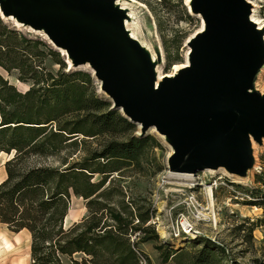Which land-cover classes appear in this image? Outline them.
Returning a JSON list of instances; mask_svg holds the SVG:
<instances>
[{"label": "trees", "instance_id": "trees-1", "mask_svg": "<svg viewBox=\"0 0 264 264\" xmlns=\"http://www.w3.org/2000/svg\"><path fill=\"white\" fill-rule=\"evenodd\" d=\"M46 60L55 72L43 66ZM0 68L16 70L18 80L29 83L20 92L0 75V155L9 156L0 182V224L29 234L30 264H140L138 245L157 239L148 226L155 210L130 207L112 176L127 168L142 173L158 140L135 135L136 125L96 95L90 73L67 70L49 44L1 23ZM253 184L236 186L243 205L262 210L250 233L264 226V163ZM73 197L86 201L87 215L65 227ZM156 249L161 264H221L225 256L204 237L189 248Z\"/></svg>", "mask_w": 264, "mask_h": 264}, {"label": "water", "instance_id": "water-1", "mask_svg": "<svg viewBox=\"0 0 264 264\" xmlns=\"http://www.w3.org/2000/svg\"><path fill=\"white\" fill-rule=\"evenodd\" d=\"M1 1L5 15L42 30L74 68L88 60L111 109L141 135L154 130L171 141L170 171L243 174L251 166L248 136L264 137V97L249 89L264 45L245 0L194 1L206 30L192 42L190 67L156 90L149 55L124 32L113 0Z\"/></svg>", "mask_w": 264, "mask_h": 264}, {"label": "rangeland", "instance_id": "rangeland-1", "mask_svg": "<svg viewBox=\"0 0 264 264\" xmlns=\"http://www.w3.org/2000/svg\"><path fill=\"white\" fill-rule=\"evenodd\" d=\"M194 1L113 0V7L123 16L124 32L149 55L155 84L161 83L159 78L163 74H173L174 66L187 68L191 65L192 42L206 30L202 16L192 12ZM245 2L251 7L248 17L252 22H256V28L259 26L257 30L262 33L261 41L264 45V0ZM8 18L3 12L0 0L2 26L49 44L60 53L67 70L90 73L96 95L106 98L112 106L108 95L101 90V81L88 60L74 68L73 59L65 50L51 42L42 30L32 29ZM43 66L53 72L57 70V66L49 60L44 61ZM0 75L20 92L29 87V83L18 80L16 70L7 73L0 68ZM249 92L264 97V66L254 75ZM140 133L141 127L136 125L135 135L139 136ZM146 134L154 136L159 142V147L154 150L149 161L143 163L142 173H135L132 168H127L121 172V176H112L116 185L124 186V202L131 203L130 207H150L155 210L154 224L148 226H153L157 239H150L138 245L144 255L140 264H161L160 253L156 249L160 244L168 245L174 250L184 249L189 248L199 237L208 238L224 248L225 256L222 255L221 264H264V226H258L249 232L251 225L262 219V210L243 205L244 192L236 187L248 188L254 185L255 175L264 163V137L257 140L251 135L248 136L252 163L243 174L217 168L199 171L193 174L190 180L185 181L172 178L169 173V159L174 154L171 141L154 130H149ZM8 158L5 154L0 155V182L5 178L3 163ZM99 179L96 175L93 181ZM207 187L210 188L214 200L213 206L207 197ZM85 203L82 198L71 199L65 227L86 217ZM196 204L202 209L203 220L194 222L192 233L186 234L180 228L179 221L182 216L190 219ZM0 235H7L15 244L13 255L10 257L7 254L0 259V264H30V242L25 232L12 233L0 224ZM142 235L140 234V237ZM192 236L194 240H190Z\"/></svg>", "mask_w": 264, "mask_h": 264}, {"label": "bare ground", "instance_id": "bare-ground-1", "mask_svg": "<svg viewBox=\"0 0 264 264\" xmlns=\"http://www.w3.org/2000/svg\"><path fill=\"white\" fill-rule=\"evenodd\" d=\"M4 5H5V3H4ZM1 17H2V15H1ZM9 18L12 19L13 21H15L18 24H23L24 23L23 21H20V20L16 19L13 15H9ZM252 20H253V18H252ZM254 22H252V24L256 25L255 24L256 22L255 23ZM68 64H70V62ZM184 68H182V67L179 68V66L176 65V66H174V70L175 71H174L173 74H163L162 77L159 78V80L161 82H166V81L171 80V79H173L175 77H178L180 71H182ZM158 86H159V84H155L154 83L153 84V89L156 90L158 88ZM208 170L211 171V169H208ZM208 170H206V171H208ZM169 173H170V175H171L172 178H176V179H179V180L181 179V180H185V181L190 180L192 178V176H193V174L192 173H189V172L170 171ZM205 190L207 192L208 200L211 202V204L213 206L214 205V200H213V197H212L210 188L207 187ZM27 238L30 239V236L28 234H27ZM190 240H194V236H192ZM14 250H15V244L13 242H11L10 239L7 238V236L0 235V259H3L4 257H6L7 254H9L10 257H11L13 255ZM9 262H11V261L9 260Z\"/></svg>", "mask_w": 264, "mask_h": 264}, {"label": "built area", "instance_id": "built-area-1", "mask_svg": "<svg viewBox=\"0 0 264 264\" xmlns=\"http://www.w3.org/2000/svg\"><path fill=\"white\" fill-rule=\"evenodd\" d=\"M193 208H194V213L192 212V217L190 219H189V217L182 216V218L179 221L180 228L186 234H188L190 232L192 233V230L194 227L193 225L195 224L194 222H200L203 220L201 207H199V205L196 204L195 206H193ZM152 224H154V220H152ZM193 233H195V232H193Z\"/></svg>", "mask_w": 264, "mask_h": 264}, {"label": "crops", "instance_id": "crops-1", "mask_svg": "<svg viewBox=\"0 0 264 264\" xmlns=\"http://www.w3.org/2000/svg\"><path fill=\"white\" fill-rule=\"evenodd\" d=\"M65 222V221H64ZM21 232H25L26 234H28L26 231H21ZM29 235V234H28ZM5 236H7V235H5ZM7 238H9L8 236H7ZM10 239V238H9ZM29 240V242H30V239H28ZM28 246L30 247V243H28Z\"/></svg>", "mask_w": 264, "mask_h": 264}]
</instances>
